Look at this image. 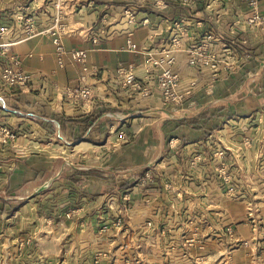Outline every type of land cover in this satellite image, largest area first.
Listing matches in <instances>:
<instances>
[{"label": "crops", "instance_id": "0c3cea01", "mask_svg": "<svg viewBox=\"0 0 264 264\" xmlns=\"http://www.w3.org/2000/svg\"><path fill=\"white\" fill-rule=\"evenodd\" d=\"M56 3L0 0V44L11 43L0 47V264H37L41 248L44 264L54 252L71 264V253L78 261L102 238L111 245L115 215L147 247L146 264H264V26L248 23L250 0H61L63 68L47 32ZM257 10L264 15V0ZM176 23L187 29L173 65L180 92L196 85L165 104L160 68L146 61L169 46ZM206 31L219 56L232 47L233 68L188 63ZM72 48L97 68L89 101L73 94L82 64ZM14 55L32 75L27 84L2 77ZM130 64L150 95L123 83L118 68ZM117 117H130L124 141ZM230 162L240 167L238 202L228 195ZM233 205L242 223L232 231Z\"/></svg>", "mask_w": 264, "mask_h": 264}, {"label": "built area", "instance_id": "2783aa9c", "mask_svg": "<svg viewBox=\"0 0 264 264\" xmlns=\"http://www.w3.org/2000/svg\"><path fill=\"white\" fill-rule=\"evenodd\" d=\"M186 3H192L194 0H182ZM252 6V13L247 17V21L252 26H264V15L260 14L257 10L258 0H250ZM56 16L54 24L47 30L51 36V43L56 47V63L60 68L65 66V57L68 53L65 49V46L62 41V32L64 31L65 24L62 22V4L61 0H57L56 3ZM132 15V13L128 12ZM147 21V20H145ZM178 32L172 37L169 46L165 47L162 51V54L155 57L150 55L146 61L148 70L152 67H159L160 72L158 73L157 83L158 88L163 96L165 104H179L184 100V97L188 94H191L193 87L196 85V81H192L183 93L180 92V86L182 83L181 76L178 72L174 71L173 65L176 61V54L182 47V39L184 34H186L187 29L176 23ZM6 28L2 29V32H5ZM30 30V29H29ZM216 36L212 31H206L203 40L199 44H193L189 49L188 54V63L192 66H210L214 71L219 70V63L223 62L225 68H233V53L231 46H225L223 48V54L218 55L214 50H212V43L215 40ZM11 43H2L0 47L2 52H8ZM128 46L132 50H138L137 44H135L131 39L128 41ZM71 57L82 64L79 81L80 85L73 94L85 101H89L93 97V87L89 84L88 73L92 70L97 71V68H90L87 65L88 52L84 48H72L69 51ZM12 61L10 64L4 67L2 72V77L6 84L8 85H23L27 84L31 79L32 75L25 73L21 70V60L18 56L14 55L11 57ZM118 74L123 78V83L125 85L131 86L134 89L140 90L143 96L151 94V89L149 86L142 84L138 80L135 68L132 64L128 66H120L118 68ZM217 76V73H215ZM0 100L3 101L2 96ZM127 134L125 131H122V138L125 139ZM151 179V175L147 173L143 182H147ZM71 212H68L67 215L71 216Z\"/></svg>", "mask_w": 264, "mask_h": 264}, {"label": "rangeland", "instance_id": "374dc122", "mask_svg": "<svg viewBox=\"0 0 264 264\" xmlns=\"http://www.w3.org/2000/svg\"><path fill=\"white\" fill-rule=\"evenodd\" d=\"M130 117H124L120 118L117 117L116 121L118 124H116V130L120 134L119 136L122 137V131H125L124 128L125 125H123ZM123 125V126H122ZM126 128V127H125ZM127 134V133H126ZM124 141V139H123ZM122 143V142H121ZM72 162L75 164H78V158L74 157L71 158ZM230 161H234V159H230ZM56 166L61 167L63 164L62 160H58L56 162ZM55 175V174H54ZM61 175V174H60ZM227 181L229 183L228 186V195L230 197V200L238 202L240 201V167L237 164H233L230 162L229 164V172L227 173ZM45 191V190H44ZM41 192V195L39 198H44V193ZM119 192V191H118ZM121 192V191H120ZM119 192V196L121 197V193ZM111 196V194H109ZM233 207V208H232ZM38 213H46L47 209H49L48 206H46L43 202L37 206ZM72 212V211H70ZM116 217H110V220L114 222L113 229H111V232L107 235H105V239L109 240L111 242V245H108V243H100V249H94L92 251L85 252L84 256L82 258H79L78 261L74 260L76 258V254L71 253V264H146L145 263V257L144 252L147 250V247H144L140 245V238L139 237H132V235L126 234L124 235V219L120 215H115ZM121 217V218H119ZM112 222V223H113ZM111 223V225H112ZM242 221H240V215H237L236 213V207L235 205L230 206V215H229V223L228 228L230 230H234L236 225H240ZM108 230V229H107ZM37 254L35 256V261L37 264H44L45 260V252L44 249L41 248V250L37 249ZM93 255V256H92ZM53 264H61L62 263V257L61 253H55L53 254ZM70 260V259H69ZM99 261V262H98ZM203 263V261H201ZM198 262L197 264H201Z\"/></svg>", "mask_w": 264, "mask_h": 264}, {"label": "trees", "instance_id": "16d2710c", "mask_svg": "<svg viewBox=\"0 0 264 264\" xmlns=\"http://www.w3.org/2000/svg\"><path fill=\"white\" fill-rule=\"evenodd\" d=\"M7 203H8V201H5V202H4V206H5ZM3 211H4V208H3Z\"/></svg>", "mask_w": 264, "mask_h": 264}]
</instances>
